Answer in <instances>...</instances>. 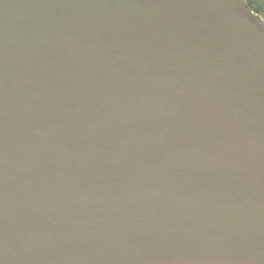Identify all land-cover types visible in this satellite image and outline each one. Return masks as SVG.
Masks as SVG:
<instances>
[{
    "label": "water",
    "instance_id": "95a60500",
    "mask_svg": "<svg viewBox=\"0 0 264 264\" xmlns=\"http://www.w3.org/2000/svg\"><path fill=\"white\" fill-rule=\"evenodd\" d=\"M0 264H264L261 18L0 0Z\"/></svg>",
    "mask_w": 264,
    "mask_h": 264
},
{
    "label": "trees",
    "instance_id": "16d2710c",
    "mask_svg": "<svg viewBox=\"0 0 264 264\" xmlns=\"http://www.w3.org/2000/svg\"><path fill=\"white\" fill-rule=\"evenodd\" d=\"M254 15L261 17L264 23V0H241Z\"/></svg>",
    "mask_w": 264,
    "mask_h": 264
},
{
    "label": "flooded vegetation",
    "instance_id": "af4514ba",
    "mask_svg": "<svg viewBox=\"0 0 264 264\" xmlns=\"http://www.w3.org/2000/svg\"><path fill=\"white\" fill-rule=\"evenodd\" d=\"M259 17V16H258ZM261 18V17H260ZM262 20V19H261ZM262 22H263V20H262Z\"/></svg>",
    "mask_w": 264,
    "mask_h": 264
}]
</instances>
